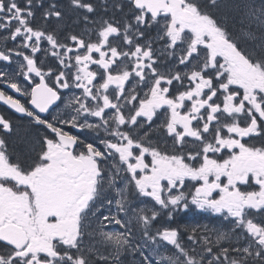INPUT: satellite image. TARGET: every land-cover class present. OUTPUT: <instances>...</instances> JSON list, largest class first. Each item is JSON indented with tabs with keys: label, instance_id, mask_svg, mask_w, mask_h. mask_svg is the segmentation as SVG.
Segmentation results:
<instances>
[{
	"label": "snow or ice",
	"instance_id": "obj_1",
	"mask_svg": "<svg viewBox=\"0 0 264 264\" xmlns=\"http://www.w3.org/2000/svg\"><path fill=\"white\" fill-rule=\"evenodd\" d=\"M0 264H264V0H0Z\"/></svg>",
	"mask_w": 264,
	"mask_h": 264
},
{
	"label": "flooded vegetation",
	"instance_id": "obj_2",
	"mask_svg": "<svg viewBox=\"0 0 264 264\" xmlns=\"http://www.w3.org/2000/svg\"><path fill=\"white\" fill-rule=\"evenodd\" d=\"M3 110V108L2 107H0V111H2Z\"/></svg>",
	"mask_w": 264,
	"mask_h": 264
}]
</instances>
